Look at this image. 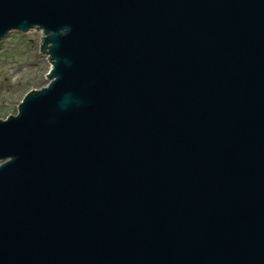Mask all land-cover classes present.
I'll return each mask as SVG.
<instances>
[{
	"label": "water",
	"instance_id": "95a60500",
	"mask_svg": "<svg viewBox=\"0 0 264 264\" xmlns=\"http://www.w3.org/2000/svg\"><path fill=\"white\" fill-rule=\"evenodd\" d=\"M31 29L0 264H264V0H0Z\"/></svg>",
	"mask_w": 264,
	"mask_h": 264
},
{
	"label": "rangeland",
	"instance_id": "374dc122",
	"mask_svg": "<svg viewBox=\"0 0 264 264\" xmlns=\"http://www.w3.org/2000/svg\"><path fill=\"white\" fill-rule=\"evenodd\" d=\"M41 35V30H13L0 40V119L15 114L23 96L48 80L51 62L39 53Z\"/></svg>",
	"mask_w": 264,
	"mask_h": 264
}]
</instances>
